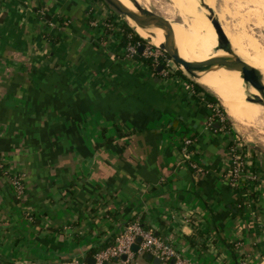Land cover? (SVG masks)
I'll list each match as a JSON object with an SVG mask.
<instances>
[{"label": "crops", "instance_id": "crops-1", "mask_svg": "<svg viewBox=\"0 0 264 264\" xmlns=\"http://www.w3.org/2000/svg\"><path fill=\"white\" fill-rule=\"evenodd\" d=\"M94 2L0 0V263L89 264L136 217L194 264H264V151L237 141L231 184L213 96L127 57ZM147 254L129 264H173Z\"/></svg>", "mask_w": 264, "mask_h": 264}, {"label": "bare ground", "instance_id": "bare-ground-1", "mask_svg": "<svg viewBox=\"0 0 264 264\" xmlns=\"http://www.w3.org/2000/svg\"><path fill=\"white\" fill-rule=\"evenodd\" d=\"M120 1L134 10L129 0ZM137 1L150 9L147 6L150 0ZM170 1L171 4L166 5V10L161 9V11L165 12H162L163 17L172 24L175 42L181 57L188 61H203L222 55L224 53L222 51L215 52V48L218 45L221 46L220 40L224 38V40L230 41L235 52L244 61L260 69V77L264 82L263 12L240 8L231 0ZM257 1L264 4V0ZM174 6L177 8L175 9ZM175 15L180 17V22L173 23L172 18ZM130 23L140 36L150 38L153 44L159 45L164 42L161 28H141L132 20ZM197 81L213 89L231 120L240 129L252 124L254 126V123L263 117L261 110L264 109V106L248 100V93L244 89L239 71L220 69L200 73ZM250 90L253 94L257 93L254 88Z\"/></svg>", "mask_w": 264, "mask_h": 264}, {"label": "built area", "instance_id": "built-area-1", "mask_svg": "<svg viewBox=\"0 0 264 264\" xmlns=\"http://www.w3.org/2000/svg\"><path fill=\"white\" fill-rule=\"evenodd\" d=\"M94 1L95 0H93V2ZM96 2L98 4L100 2V8L103 12H105L104 24L107 30L114 29V31L119 33V35H121L122 37V35L125 34V31L118 26L115 29V26H113L114 23L118 21L117 18H113V12L103 2H101V0H96ZM140 47H142L141 58L151 60V64L155 67L158 65H163L162 72L166 75L172 72L169 68L171 59L164 51H161L160 49L154 48L152 46H145L139 41L136 43H133L131 41L127 42V45L125 47V55L129 58L137 56L139 54ZM209 107L212 110L211 122H217L219 124V127L222 130H225L227 128L226 120L222 111H220V106L217 103H211ZM192 143L193 139L190 137H185L183 139L181 152L183 158L186 160L190 159L188 147ZM228 152V154L230 155L231 165L228 168L226 177L231 184L235 185L237 183L238 178H240L241 174L243 173L244 169L243 161L238 153V144L235 138L231 140ZM2 167L3 165H0V168ZM8 178L14 195L18 200H22L25 191L23 176L18 174ZM138 238L141 239V241L138 242L139 252L145 251L151 253L153 256L159 257L161 260L165 261L174 260L173 264H194L189 258L184 256L182 252L172 246L168 240L157 236L150 230H146L145 228H143L139 220L127 222L124 225V228L120 235L116 238V243L110 247L98 251L94 255V264H109L110 262H112L113 259H119L124 254L129 257L132 254L131 246L137 242ZM128 260V258L126 260H122L123 264H129ZM66 264L86 263H78L75 261L68 262Z\"/></svg>", "mask_w": 264, "mask_h": 264}, {"label": "water", "instance_id": "water-1", "mask_svg": "<svg viewBox=\"0 0 264 264\" xmlns=\"http://www.w3.org/2000/svg\"><path fill=\"white\" fill-rule=\"evenodd\" d=\"M102 1L112 12H114L121 19L125 20V22H127L134 30L135 28L130 23V20L141 28H161L164 34V42L162 44L155 45L152 43L150 38L144 39H149L154 46L164 51L176 64H178L187 74L193 77L196 82L205 88L216 100L217 98L212 93L211 89L198 82L197 79L199 78L200 73L224 69L227 71H239L240 77L243 80L244 89L246 93H248V100L264 106V82H262L260 77V69L255 68L244 61L242 57L235 52L229 40H224V38H222L220 40L221 46L218 45L217 48H215V52L222 51L224 54L214 56L203 61H188L180 56L179 48L175 42L172 24L168 19L160 16L151 9H147L137 0H129L133 5L134 10L125 6L120 0ZM203 6L206 5L203 4ZM135 32L137 33L136 30ZM139 50L141 51L142 47H140ZM162 68L163 66L161 65L159 69ZM251 88H254L257 93L253 94L250 90ZM214 125L217 127L219 126L217 122H215ZM140 241L141 239L138 238L137 242L131 246L132 251H139L138 242ZM146 258L148 260H153L154 263L161 262L159 257L153 256L151 253H148ZM121 259L126 260L127 255H122ZM171 261L174 263V260ZM94 263L95 259L90 258L89 264Z\"/></svg>", "mask_w": 264, "mask_h": 264}, {"label": "rangeland", "instance_id": "rangeland-1", "mask_svg": "<svg viewBox=\"0 0 264 264\" xmlns=\"http://www.w3.org/2000/svg\"><path fill=\"white\" fill-rule=\"evenodd\" d=\"M96 1V0H95ZM234 4H237L236 6L240 7V8H245L247 10H251V11H256V12H263L264 13V4L258 2L257 0H231ZM255 1V2H253ZM101 2H103L101 0ZM252 2V3H251ZM254 3V4H253ZM169 4H171L170 0H150L147 3L148 8H150L152 11L156 12L157 14H159L160 16H163V13L166 10V5L168 6ZM250 4V5H249ZM258 4V5H257ZM261 4V5H260ZM99 5L100 2H99ZM161 5V6H160ZM252 5V6H251ZM164 6V7H163ZM163 7V8H162ZM262 7V9H261ZM175 8V6H174ZM177 8V7H176ZM175 8V9H176ZM108 9V8H107ZM161 9H163L164 11H161ZM260 12V13H261ZM165 13V12H164ZM113 18H117L118 21H116L114 23L113 26H115V29L118 27L122 28L124 31H126V27L130 29L129 31V36H133V35H137L140 38V43L145 45V46H152L154 48H157L156 46H154L149 39H144V37L140 36L139 34H137L135 32V30L127 23L125 22V20L121 19L119 16H117L114 12H113ZM180 17L178 16H174L172 18L173 23L175 22H180ZM109 32H114V29H109ZM126 33V32H125ZM159 49V48H158ZM161 50V49H160ZM162 51V50H161ZM170 58V57H169ZM171 59V58H170ZM169 68L171 69V71L174 72H180L182 74H184L185 76H187L188 78H190L192 80L193 83H197L196 80L191 77L189 74H187L178 64H176L172 59L170 62V66ZM202 84V83H201ZM208 87V86H207ZM209 89H211L212 93L213 89L208 87ZM215 95V94H214ZM216 96V95H215ZM217 97V96H216ZM218 100V105L221 106L220 108H222V113L224 115L225 120H227L229 123V130L234 132V134L237 136L236 141L243 143L244 145H250L252 147H255L257 149H260L262 151H264V109L261 110V115L263 117H260V119L254 123L251 126L245 127L244 129H240L239 127H237L234 122L231 120L229 114H227L226 109L224 108V106L221 104L220 100L217 98ZM263 119V120H262Z\"/></svg>", "mask_w": 264, "mask_h": 264}, {"label": "trees", "instance_id": "trees-1", "mask_svg": "<svg viewBox=\"0 0 264 264\" xmlns=\"http://www.w3.org/2000/svg\"><path fill=\"white\" fill-rule=\"evenodd\" d=\"M129 31H130V29L126 27V31H125L126 33L124 35H122L121 44L124 47L127 45V42H129V41H131L133 43H136V42L140 41V38L137 35H133V36L128 37L129 34H130ZM144 60L147 61L148 63H151V60H148V59H144ZM211 99H212L213 103H218V100H216L214 97H211ZM220 111H222V108H220ZM228 123L229 122L226 120L227 128L229 127ZM109 141H112V139L107 140V142H109ZM0 165H3V163L1 162V154H0ZM10 188H11V185H10ZM14 197H15L16 200H18L15 195H14ZM135 220H139L141 225H142V227L145 228L146 230L152 231L151 228L148 226V224L143 219L140 220V219H136V217H131L129 219V222H132V221H135ZM123 228L124 227H122L120 229H115L114 232H112L111 234H109V236L106 237L105 241L99 242L98 244H95L94 246H91L89 248V250L87 251L88 255L89 256L95 255L98 251L114 245L116 243V238L120 235V233L122 232ZM113 261H114V259L112 260V262Z\"/></svg>", "mask_w": 264, "mask_h": 264}]
</instances>
